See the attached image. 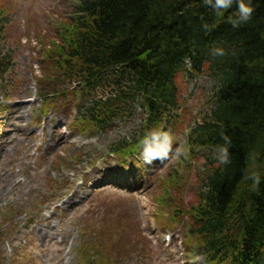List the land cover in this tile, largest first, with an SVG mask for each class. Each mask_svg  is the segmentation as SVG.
<instances>
[{
    "label": "rangeland",
    "instance_id": "1",
    "mask_svg": "<svg viewBox=\"0 0 264 264\" xmlns=\"http://www.w3.org/2000/svg\"><path fill=\"white\" fill-rule=\"evenodd\" d=\"M76 1L0 0V56L7 61L0 76V264H95L99 253L103 264H213L186 244L189 214L181 217L198 203L215 163L207 149L150 165L111 154L138 129L143 110L136 101L102 132L80 131L72 121L83 87L45 53ZM52 67L66 94L44 102L37 80ZM213 86L206 73H182L181 121L172 130L178 143L186 144L189 126L212 108ZM8 169L14 177L5 189ZM175 210L179 219L170 226ZM88 239L99 249L84 250Z\"/></svg>",
    "mask_w": 264,
    "mask_h": 264
},
{
    "label": "trees",
    "instance_id": "2",
    "mask_svg": "<svg viewBox=\"0 0 264 264\" xmlns=\"http://www.w3.org/2000/svg\"><path fill=\"white\" fill-rule=\"evenodd\" d=\"M251 6V19L233 28L229 20L236 18L235 3L217 17L203 0H77L68 22H58L61 38H52L53 50L45 53L48 59L55 54L52 65H60L67 79L74 75L75 83H83L92 96L87 105L77 106L73 122L82 125L80 131L102 132L112 120L129 114L135 101L141 106L135 134L115 143L119 157L136 154L139 140L155 126L178 128L182 73L212 77L213 106L189 126L185 142L190 153L207 149L209 163H215L202 180L198 203L187 204L181 217L189 214L186 244L202 249L213 264H264V0H251ZM3 13L0 8V19ZM212 47H223L228 55L213 57ZM6 62L0 56V76ZM51 70H43L38 79L44 102L54 98L50 94L59 99L66 94L58 89L61 74ZM100 87L112 90L92 94ZM221 131L232 141V162L218 166L214 150L223 143ZM250 152L256 153L254 163ZM248 170L261 176L256 191L244 178ZM178 219L172 214L168 224ZM99 247L90 239L83 245L87 251ZM103 262L99 253L94 263Z\"/></svg>",
    "mask_w": 264,
    "mask_h": 264
},
{
    "label": "clouds",
    "instance_id": "3",
    "mask_svg": "<svg viewBox=\"0 0 264 264\" xmlns=\"http://www.w3.org/2000/svg\"><path fill=\"white\" fill-rule=\"evenodd\" d=\"M205 6L214 10L217 17H222L224 12L227 11L235 3L237 7V15L235 19H230L229 22L233 28L239 27L243 23H247L253 14L254 8L251 6V0H203ZM204 30H208V25H203ZM210 55L213 57H224L228 55L223 47H212ZM231 55L235 56V50ZM185 62L190 63V59L185 57ZM220 137L223 141L221 144L215 146L214 159L219 165L231 164L230 147L232 141L228 135L223 131L220 133ZM138 154L137 161H142L144 164H152L154 161H167L173 158H179L181 156H187L189 152V146L187 144L178 143L171 129H165L162 126H155L147 131L138 142ZM248 159L253 163L256 160V153L250 152ZM139 166V164H138ZM246 180L252 181L251 188L253 191L258 190L261 184V176L258 172L248 170L245 173Z\"/></svg>",
    "mask_w": 264,
    "mask_h": 264
},
{
    "label": "bare ground",
    "instance_id": "4",
    "mask_svg": "<svg viewBox=\"0 0 264 264\" xmlns=\"http://www.w3.org/2000/svg\"><path fill=\"white\" fill-rule=\"evenodd\" d=\"M47 135H49V134H47ZM45 138H47L46 135H45ZM45 144H47V143H45ZM8 172H9V174L7 176H5V175L3 176V177H7L8 178V181H6V183H5V189L7 188L8 184L11 181L10 178L14 177V174L12 173V171L10 169H8ZM0 180H1V175H0ZM1 183H2V181H0V185H1ZM38 232H40V231H38ZM39 234H41V233H39Z\"/></svg>",
    "mask_w": 264,
    "mask_h": 264
},
{
    "label": "water",
    "instance_id": "5",
    "mask_svg": "<svg viewBox=\"0 0 264 264\" xmlns=\"http://www.w3.org/2000/svg\"><path fill=\"white\" fill-rule=\"evenodd\" d=\"M179 213V211H175L174 214L177 215Z\"/></svg>",
    "mask_w": 264,
    "mask_h": 264
}]
</instances>
